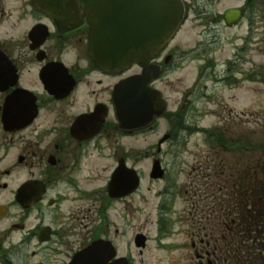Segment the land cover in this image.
<instances>
[{"label":"flooded vegetation","instance_id":"flooded-vegetation-1","mask_svg":"<svg viewBox=\"0 0 264 264\" xmlns=\"http://www.w3.org/2000/svg\"><path fill=\"white\" fill-rule=\"evenodd\" d=\"M133 1L0 0V264H79L82 254L94 264H136L133 253L154 264L174 226L183 230L185 247L173 259L231 264L209 236L212 219L222 215L207 213V162L174 184L162 164L164 149L180 147L194 127L186 116L206 68L169 110L163 81L185 56L172 42L156 52L141 86L133 84L143 74L138 65L105 71L90 57L91 45L115 51L110 37L142 10ZM182 1L184 26L191 15L205 23H224L231 10L244 17L255 0H230L242 3L213 16L211 5L221 0ZM142 89L159 98L163 113L140 126L132 120L140 107L132 97ZM162 121L167 132L142 154L151 166L159 161L163 167L161 181L149 180L166 182L170 203L156 207L151 238L142 229L132 233V198L143 176L131 139L157 135ZM132 170L139 178L134 194L128 192ZM174 197L184 205H171ZM245 257L237 255L235 264H249Z\"/></svg>","mask_w":264,"mask_h":264},{"label":"rangeland","instance_id":"rangeland-1","mask_svg":"<svg viewBox=\"0 0 264 264\" xmlns=\"http://www.w3.org/2000/svg\"><path fill=\"white\" fill-rule=\"evenodd\" d=\"M254 2L244 20L233 28L218 21L205 23L195 20L191 15L172 43L185 56L179 69L163 81L162 89L168 100V108L175 109L182 93L194 85L199 71L206 68V76L199 84V94L186 118L188 123L207 131L206 134L194 132L191 136L187 135L186 142L182 144V141L180 147L164 149L162 164L174 181L171 182L173 184L184 180V176L192 173L193 168L199 164L204 165L207 162L210 168L213 164L217 165L218 161H234L213 143L208 132L239 137L241 141L247 140L249 147H257L258 151L255 153L238 156L237 160L242 168L245 165L249 171L250 164H264V150L259 149L261 144L264 145V84L240 81L230 87L226 82H218L227 73L228 64L231 62L236 64L239 73L264 71V0ZM241 3L221 0L220 3L211 5V15L221 14L226 8L239 6ZM168 82L171 83L170 86H166ZM166 132L167 126L162 121L157 135L146 134L131 139L133 154L138 153L133 155V159L137 161L136 168L143 176L140 191L132 198V233L142 229L151 238H154V223L158 217L156 207L162 202L168 203L169 198L164 193L166 182L150 183L148 174L151 164L142 157L145 152L143 146ZM222 165L226 167L225 164ZM212 174L211 171L207 172V213L217 210L215 202L212 203L216 191L209 185L218 177ZM171 205L178 208L184 205V201L174 197ZM213 212L219 215L218 212ZM182 231L174 226L170 239L166 240L170 245L165 244L162 251L155 253L154 264H191L173 259L184 253L185 236ZM133 254L136 264L141 261L143 264L148 263L147 255L140 259L136 253Z\"/></svg>","mask_w":264,"mask_h":264},{"label":"trees","instance_id":"trees-1","mask_svg":"<svg viewBox=\"0 0 264 264\" xmlns=\"http://www.w3.org/2000/svg\"><path fill=\"white\" fill-rule=\"evenodd\" d=\"M242 76L243 81L264 84V71L246 72ZM208 133L213 143L234 159L232 162L218 161L208 170L218 177L216 181L210 177L209 186L216 191L212 203L215 202L217 210L213 211L222 215L221 219H212L215 223L209 228V236L219 247L217 252L228 255L231 264L236 263V257L241 253L249 259V264H264V164H250L248 171L237 160L238 156L255 153L258 149L249 147L248 141H241L239 137L231 140L220 132ZM227 138L230 137L227 135ZM259 149L264 150V145L261 144Z\"/></svg>","mask_w":264,"mask_h":264},{"label":"water","instance_id":"water-1","mask_svg":"<svg viewBox=\"0 0 264 264\" xmlns=\"http://www.w3.org/2000/svg\"><path fill=\"white\" fill-rule=\"evenodd\" d=\"M131 5L142 10H139L137 15L132 16L131 19L126 20V27L122 32H116L110 37L109 45L114 46L115 51L108 53L91 45L90 56L94 64L105 71L124 70L137 64L143 69V74L135 77L139 81L133 84L141 86L146 85L147 77L144 70L156 51L166 46L179 30L184 19L185 7L181 0H134ZM240 17L239 11L228 12L225 16L226 25H235ZM153 96V94L147 95L142 89L138 95L132 97V102L140 105L132 120L140 122V126L149 124L155 116H160L163 111V103L156 96H154L156 103L153 112L151 111ZM123 119L122 111L120 120ZM131 173V184L128 191L130 193L138 187V178L134 171ZM163 173L159 162H155L150 178L160 179ZM94 262L93 257L86 259L84 254L79 258V264H94ZM116 264L128 263L119 260Z\"/></svg>","mask_w":264,"mask_h":264}]
</instances>
